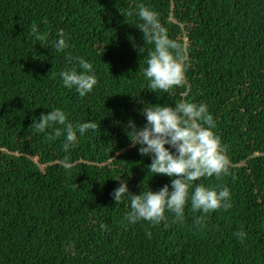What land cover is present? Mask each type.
Wrapping results in <instances>:
<instances>
[{"label": "trees", "instance_id": "16d2710c", "mask_svg": "<svg viewBox=\"0 0 264 264\" xmlns=\"http://www.w3.org/2000/svg\"><path fill=\"white\" fill-rule=\"evenodd\" d=\"M141 4L187 66L167 92L143 72L155 45L138 29ZM61 29L69 48L57 51ZM75 57L98 78L86 96L59 75L81 70ZM181 101L207 103L229 158L228 174L194 185L228 187L231 207L202 213L189 200L183 222L166 212L129 223L113 190L127 179L133 193L158 191L172 178L148 170L124 125L143 126L144 104ZM57 107L99 127L65 150L63 135L34 126ZM0 151V264H264V0H0Z\"/></svg>", "mask_w": 264, "mask_h": 264}, {"label": "clouds", "instance_id": "9594fccd", "mask_svg": "<svg viewBox=\"0 0 264 264\" xmlns=\"http://www.w3.org/2000/svg\"><path fill=\"white\" fill-rule=\"evenodd\" d=\"M132 14L133 11H129V15ZM138 16L142 21L138 29L142 30L144 40L155 45L149 54L147 67L143 69L144 75L149 79L152 91L167 92L185 79L187 66L179 53L180 45L169 38L168 29L159 19L158 12L141 4ZM38 28V25L32 28L37 39L40 38ZM54 46L57 51L69 48L63 29ZM69 59L71 61L72 57ZM74 59L81 70L73 66L65 68L59 75L65 87L75 88L80 96H86L94 90L98 78L90 61L84 57ZM150 105L146 107L144 104L141 109L146 121L143 126L129 119L124 125L125 132L133 146L139 145L138 152L150 157L148 170L171 177V184L163 185L158 191L148 188L137 194L129 190L127 179L121 182L111 196L117 203L128 200L126 220L132 224L140 220L158 224L167 220L166 212H171L175 214L176 221L183 222L189 200L192 210L202 213L230 208L231 193L228 187L217 189L203 183L194 185L201 177H220L229 172V158L221 138L213 131L215 121L207 103L181 101L174 106ZM34 126L39 132H47L52 140L63 135V147L68 150L88 130H96L99 123L88 120L74 125L69 122L65 110L57 107L46 114L42 113ZM112 159L115 160L114 157ZM203 219V216L198 217L197 222ZM104 227L101 224V228ZM235 235L243 240L247 233L241 228Z\"/></svg>", "mask_w": 264, "mask_h": 264}, {"label": "rangeland", "instance_id": "374dc122", "mask_svg": "<svg viewBox=\"0 0 264 264\" xmlns=\"http://www.w3.org/2000/svg\"><path fill=\"white\" fill-rule=\"evenodd\" d=\"M2 151H0V153H1ZM33 160L35 161V162H38V160L36 159V158H33Z\"/></svg>", "mask_w": 264, "mask_h": 264}]
</instances>
